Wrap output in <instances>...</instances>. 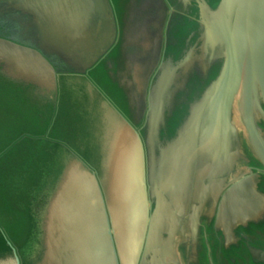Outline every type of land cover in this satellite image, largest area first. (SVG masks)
<instances>
[{
    "label": "water",
    "instance_id": "1",
    "mask_svg": "<svg viewBox=\"0 0 264 264\" xmlns=\"http://www.w3.org/2000/svg\"><path fill=\"white\" fill-rule=\"evenodd\" d=\"M1 110L0 264H264V0H0Z\"/></svg>",
    "mask_w": 264,
    "mask_h": 264
},
{
    "label": "rangeland",
    "instance_id": "2",
    "mask_svg": "<svg viewBox=\"0 0 264 264\" xmlns=\"http://www.w3.org/2000/svg\"><path fill=\"white\" fill-rule=\"evenodd\" d=\"M93 78L118 105H122L118 90L107 80L102 70L95 71ZM70 111L69 101H63L61 112L62 120L60 121L58 128L65 130L67 136L74 133L75 139L77 140L76 136L80 131L81 123L74 117L70 120L68 117ZM9 113L10 114H5L3 110L0 111V153L9 145L8 142L12 138H16L24 128L30 126L39 127V122L41 123V120H39L38 117L35 118L36 120L32 118L29 119L27 115L21 112V110H17V112L10 111ZM72 113L74 115L76 112ZM14 115L17 118H14L13 120L11 116ZM82 131H85V129L83 128ZM74 136L72 134L71 137L73 138ZM15 138L13 140H15ZM74 145L76 146L75 143ZM41 146L42 144H39L38 142L32 144L29 139H23L13 146L10 153H7L0 158V223L10 233L12 239L16 243H19L22 240L26 221L23 218V213L14 208L13 197L7 185L11 184V172L16 171V168L21 164V159H18L16 154L25 150L29 151L31 149L32 151L33 149H39Z\"/></svg>",
    "mask_w": 264,
    "mask_h": 264
},
{
    "label": "bare ground",
    "instance_id": "3",
    "mask_svg": "<svg viewBox=\"0 0 264 264\" xmlns=\"http://www.w3.org/2000/svg\"><path fill=\"white\" fill-rule=\"evenodd\" d=\"M237 106H238V103H237ZM236 118L239 119V118H238V114H236Z\"/></svg>",
    "mask_w": 264,
    "mask_h": 264
}]
</instances>
